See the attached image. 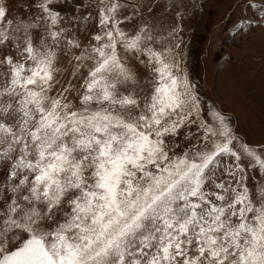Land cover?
<instances>
[{
	"label": "snow or ice",
	"instance_id": "snow-or-ice-1",
	"mask_svg": "<svg viewBox=\"0 0 264 264\" xmlns=\"http://www.w3.org/2000/svg\"><path fill=\"white\" fill-rule=\"evenodd\" d=\"M187 9L0 0V264H264V142L206 116Z\"/></svg>",
	"mask_w": 264,
	"mask_h": 264
},
{
	"label": "rangeland",
	"instance_id": "rangeland-1",
	"mask_svg": "<svg viewBox=\"0 0 264 264\" xmlns=\"http://www.w3.org/2000/svg\"><path fill=\"white\" fill-rule=\"evenodd\" d=\"M187 2V69L206 116L210 105L223 109L240 135L264 142V26L254 18L233 31L243 15L240 0Z\"/></svg>",
	"mask_w": 264,
	"mask_h": 264
}]
</instances>
